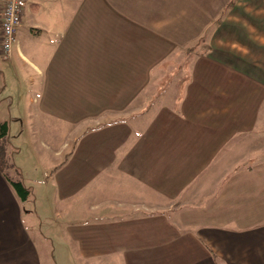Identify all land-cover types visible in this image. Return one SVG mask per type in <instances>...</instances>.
Wrapping results in <instances>:
<instances>
[{
  "label": "crops",
  "instance_id": "1",
  "mask_svg": "<svg viewBox=\"0 0 264 264\" xmlns=\"http://www.w3.org/2000/svg\"><path fill=\"white\" fill-rule=\"evenodd\" d=\"M190 16L216 18L218 62L197 75L157 78L152 67L164 61L155 50L171 49L174 32H190ZM18 34L30 41L17 40L7 58L0 46V123L8 121V143L18 148L8 151L9 176L30 194L22 200L0 171V264H41L40 236L80 239L83 257L115 250L156 264V224L165 226L164 264H264V0H31ZM150 75L158 84L149 96ZM103 111L116 118L102 115L97 131L78 142ZM53 118L75 130L73 139L52 149L53 160L30 138L24 154L17 143L27 124L55 128ZM70 144L77 145L71 154ZM90 156L104 175L95 203H88V177L68 168ZM92 219L95 226L82 225ZM117 219L132 231L116 234Z\"/></svg>",
  "mask_w": 264,
  "mask_h": 264
},
{
  "label": "rangeland",
  "instance_id": "2",
  "mask_svg": "<svg viewBox=\"0 0 264 264\" xmlns=\"http://www.w3.org/2000/svg\"><path fill=\"white\" fill-rule=\"evenodd\" d=\"M180 20H183V18H180ZM189 20V29L191 30L190 32L186 33L185 32H174V44L172 45L171 49L166 45H162L160 48H157L155 50L156 54H159L161 52V56H162V61H164V63L162 64V62L160 61L158 63V65L153 66L152 69H156L155 73L157 74V78L160 76H164L165 74L168 73H172L175 72L181 76L183 75L182 73H184V71L188 72V73H192L194 75H197V72H199L200 67H205L206 71H211L212 68V64L213 62H218V52L215 50H213L212 48V42H213V34H212V27H213V23L214 21H216V18L212 17V16H205V18L201 19L195 16H190L188 18ZM199 22V24L197 25L196 22ZM218 21V19H217ZM197 25V27H196ZM201 27V28H200ZM27 29L29 30V27H27ZM111 34V33H110ZM109 34V35H110ZM120 35V34H119ZM201 35H204L205 40L202 44V46L200 47V49L194 51L192 49V46L197 42V40L199 39V37ZM181 37L182 41L176 42L175 38ZM0 38H1V31H0ZM129 35L127 33H125V39L124 41H128ZM17 40H19V43L23 44V43H27L29 42V38L25 35H17ZM94 38H93V49H90L89 52H92L95 47L96 44L94 42ZM0 46H1V40H0ZM15 45H13L10 49L9 55L13 49ZM173 49V50H172ZM205 49V52H202V50ZM172 50V51H170ZM2 51V50H1ZM170 51V52H169ZM7 55V56H9ZM3 57V54H2ZM193 58L192 60H188L185 61L184 58ZM214 57H216V59H214ZM5 58V57H3ZM7 58V57H6ZM168 59V60H167ZM167 60V62H166ZM187 60V59H186ZM185 61V62H184ZM183 65V68L179 67V64ZM5 66V61H0V71L1 69H4ZM185 68V69H184ZM5 71H7V73H9V71L7 69H5ZM152 72V70H151ZM11 74V73H10ZM0 78L3 79V74L0 75ZM141 83H143V81H141ZM145 91H148V95H152V92L155 90L154 88L156 87V85L158 84V82H156V80L154 79V76L150 75V79L145 82ZM96 85H99L98 83ZM144 87V86H143ZM176 87V86H175ZM100 86L97 88V92L99 91ZM101 91V90H100ZM147 93V92H146ZM31 95L34 97H36V91H33L31 93ZM146 95V96H148ZM144 97L141 99V101H139L138 103V109H140V107H142L144 105V103L146 102V100L148 99V97ZM29 98V96H28ZM30 99V98H29ZM33 99V98H32ZM165 100H169V98H166ZM95 101V100H94ZM32 108H34L36 106V103L32 102L31 103ZM30 105V106H31ZM153 105V104H152ZM3 106L7 109V105L5 103H3ZM137 108V107H136ZM115 111V110H112ZM128 112V110H126ZM94 112V111H93ZM121 114V112H120ZM128 114V113H126ZM125 114V115H126ZM2 116H9V112L7 113H3L1 114ZM94 116H92L91 118L93 121V124L102 119V115H108V123L111 122V120H114L116 118V113L114 112H110V111H103L100 114H93ZM32 118H37L38 114L37 113H32L31 114ZM31 118V119H32ZM58 120L60 119H54L53 118V123L55 124V128H38L37 125H39L36 120L34 119L33 121H31L30 123L27 124L28 128L26 129V132L23 136H21V139H18V146L22 148L23 153L25 154L26 152L31 150V145L28 144L29 142L27 141V139H31L33 143H35V147H37L39 149V151L43 154L46 155H50L52 156L50 159H54L57 158V156H55V154L52 151V149L54 148H61V146L64 144V141H68L71 139H73V133L75 132V130H73L71 132V129L69 128H65L64 125H66V123L62 122L60 123ZM107 121V120H106ZM52 124V123H51ZM94 124L92 126V128L90 129L89 127H87L86 129L83 130L81 136H79V140L78 142L81 140V138L85 137V135L87 133H92V132H96L98 128H96L98 125ZM89 126V125H88ZM20 136V135H19ZM54 136V137H53ZM103 139V140H102ZM101 140V141H100ZM103 141L104 138H100L98 139V141L96 142L95 148L98 149V151L101 150V148L103 147ZM9 141L7 140V142L5 143L6 145V152H7V162L10 165L11 163H13L15 165L14 159H11V154L10 156H8V151H10L12 154L15 153L18 148L13 147V145L11 146L10 143H8ZM77 142V143H78ZM77 146V145H76ZM76 146L73 144H70L68 146V149L66 150V152L68 153H72ZM83 156V155H81ZM49 159V160H50ZM77 160L73 161L72 163H69V169L71 172H75L78 173L80 172V174L82 173V175H84V177H88V180L86 181L87 186L92 185L93 187V192L89 193L88 195V203H95L97 201H99L98 199V192H96L95 189L99 188L102 184V181L104 180V175L101 173L95 174L97 172V169H99V167L97 166V160H95V158L93 156H90V159H86L83 160L84 158H76ZM93 159V160H92ZM26 165H33L31 161H26L25 162ZM101 167L104 165V162L102 163L101 161ZM85 167V169H84ZM9 168L6 169V172H8L9 174ZM83 172H82V171ZM12 172V176H14L15 179H20V176H18L16 173H14L13 170H11ZM17 175V176H16ZM76 177V175H75ZM90 177H92V179L90 180ZM79 176H77V181L79 180ZM73 180V179H72ZM90 180V181H89ZM64 185H68V181L67 179L64 180L63 182ZM84 184V182H83ZM93 213L92 216L95 217L97 210L98 209H92ZM158 220L159 219H163L164 215H159L156 217ZM118 219L113 221L112 224H110V229L113 230H117L114 231L116 234L118 232H124L126 230V232H131L132 231V226L128 225V226H120L117 224ZM158 222V221H157ZM88 224V226L93 227L95 226V224H97V220L92 219L90 222L87 223H82V225ZM78 225H80L78 223ZM145 225L140 226V229H143ZM153 227V225H152ZM135 228L137 229L138 227L135 226ZM155 228L157 229V246H161L159 251H156V256L153 257L152 259H154L156 261V264H164V262L166 263V259L164 256V252L161 250V248H163V243L164 240L162 238L163 235H161V233L164 231L165 226L164 225H160V224H156ZM87 229L89 230V227H87ZM85 230V232L88 230ZM97 229L91 230L89 232H96ZM111 231V230H110ZM136 231V230H135ZM111 233V232H110ZM77 234H81L80 232L77 231ZM80 237V236H79ZM91 239V238H90ZM39 240H42V244H40V257L39 260L41 262V264H136L135 259L133 257H129V253L125 254V257H122L121 254L117 253V251H110L108 257H101V256H91V257H83L81 255V250L80 247L82 246L81 240H68L67 242H65L64 240L58 238L55 239V237L51 236V239H46L43 240V237H39ZM94 242V241H93ZM100 243V242H99ZM111 246L115 247L117 244H120V241L117 240H109L108 242ZM127 243V242H125ZM131 244V242H129ZM128 243V244H129ZM126 252H130V251H126ZM168 257V256H167ZM151 260V259H150ZM149 258H145L141 264H152L153 262H150ZM169 262V261H168ZM169 264H171V261L169 262Z\"/></svg>",
  "mask_w": 264,
  "mask_h": 264
},
{
  "label": "built area",
  "instance_id": "3",
  "mask_svg": "<svg viewBox=\"0 0 264 264\" xmlns=\"http://www.w3.org/2000/svg\"><path fill=\"white\" fill-rule=\"evenodd\" d=\"M31 0H2L0 11L1 50L8 57L10 49L17 43V33L22 24L26 7Z\"/></svg>",
  "mask_w": 264,
  "mask_h": 264
},
{
  "label": "trees",
  "instance_id": "4",
  "mask_svg": "<svg viewBox=\"0 0 264 264\" xmlns=\"http://www.w3.org/2000/svg\"><path fill=\"white\" fill-rule=\"evenodd\" d=\"M9 133V123L8 121H4L0 123V171L4 173L7 180L12 184L18 195L22 200H26L30 194V190L25 186V184L21 180H13L8 172H6L7 168H11L14 166L13 163L10 165L7 162V152L6 145L7 136Z\"/></svg>",
  "mask_w": 264,
  "mask_h": 264
}]
</instances>
